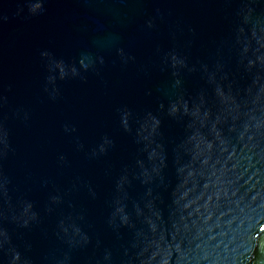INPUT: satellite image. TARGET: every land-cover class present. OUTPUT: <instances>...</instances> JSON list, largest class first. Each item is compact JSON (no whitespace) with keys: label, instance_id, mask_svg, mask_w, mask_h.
Instances as JSON below:
<instances>
[{"label":"water","instance_id":"1","mask_svg":"<svg viewBox=\"0 0 264 264\" xmlns=\"http://www.w3.org/2000/svg\"><path fill=\"white\" fill-rule=\"evenodd\" d=\"M0 264H264V0H0Z\"/></svg>","mask_w":264,"mask_h":264}]
</instances>
